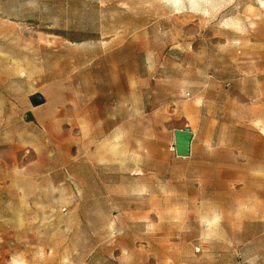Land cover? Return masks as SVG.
Returning <instances> with one entry per match:
<instances>
[{
    "label": "rangeland",
    "instance_id": "rangeland-1",
    "mask_svg": "<svg viewBox=\"0 0 264 264\" xmlns=\"http://www.w3.org/2000/svg\"><path fill=\"white\" fill-rule=\"evenodd\" d=\"M0 264H264V0H0Z\"/></svg>",
    "mask_w": 264,
    "mask_h": 264
},
{
    "label": "water",
    "instance_id": "water-1",
    "mask_svg": "<svg viewBox=\"0 0 264 264\" xmlns=\"http://www.w3.org/2000/svg\"><path fill=\"white\" fill-rule=\"evenodd\" d=\"M32 106L39 105L44 102V98L40 93H35L29 97ZM174 147L176 155L188 156L190 155L191 141L193 133L189 127L174 130Z\"/></svg>",
    "mask_w": 264,
    "mask_h": 264
}]
</instances>
